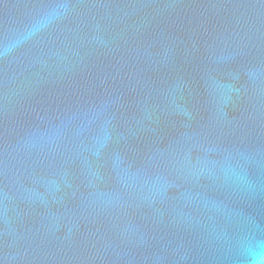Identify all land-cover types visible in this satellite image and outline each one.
<instances>
[{
  "label": "water",
  "instance_id": "1",
  "mask_svg": "<svg viewBox=\"0 0 264 264\" xmlns=\"http://www.w3.org/2000/svg\"><path fill=\"white\" fill-rule=\"evenodd\" d=\"M0 264H264V0H0Z\"/></svg>",
  "mask_w": 264,
  "mask_h": 264
}]
</instances>
